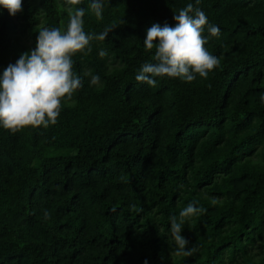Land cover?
<instances>
[{
    "label": "trees",
    "instance_id": "trees-1",
    "mask_svg": "<svg viewBox=\"0 0 264 264\" xmlns=\"http://www.w3.org/2000/svg\"><path fill=\"white\" fill-rule=\"evenodd\" d=\"M91 3L85 32L110 31L73 56L82 86L58 122L0 127V264H264V0H103L102 20ZM189 3L220 30L205 45L218 66L138 82L147 29ZM67 22L63 0L0 6V77ZM190 202L204 211L176 255L170 217Z\"/></svg>",
    "mask_w": 264,
    "mask_h": 264
},
{
    "label": "clouds",
    "instance_id": "clouds-1",
    "mask_svg": "<svg viewBox=\"0 0 264 264\" xmlns=\"http://www.w3.org/2000/svg\"><path fill=\"white\" fill-rule=\"evenodd\" d=\"M197 4L199 0H196ZM82 0H63L68 13L66 28L44 27L39 31L36 46L30 53L21 54L9 64L0 77V127L15 134L27 126L44 128L58 122L62 104L70 101L81 79L73 71V56L91 52L93 40L103 41L110 29L99 35L86 33V10L77 7ZM0 6L15 16L23 10V0H0ZM103 0H92L91 12L97 20L103 19ZM175 26L153 24L143 40L145 51L154 50V63L141 66L136 80L156 86L157 77L178 78L192 82L197 76L207 78L219 64L216 56L205 47L211 37L219 35V28L208 22L206 14L189 3L175 13ZM205 30L208 35L205 36ZM101 58L107 53L99 52ZM98 77H93L95 84ZM264 102V96H261ZM213 204L216 200L213 199ZM190 202L178 214L170 217L171 241L176 255H191L189 241L181 234L182 225L198 212L204 211ZM45 219L49 213L45 212ZM147 264V261H145Z\"/></svg>",
    "mask_w": 264,
    "mask_h": 264
}]
</instances>
